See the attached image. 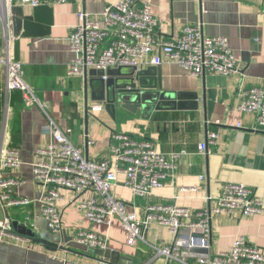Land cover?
<instances>
[{"label": "crops", "instance_id": "crops-1", "mask_svg": "<svg viewBox=\"0 0 264 264\" xmlns=\"http://www.w3.org/2000/svg\"><path fill=\"white\" fill-rule=\"evenodd\" d=\"M117 1L70 0L65 5L51 6L54 21L48 37L10 39L15 60L22 64L24 80L44 108L38 105L26 108L19 92H13L8 99L0 93V138L6 114V134L11 146L19 151L22 163L14 173L21 180L16 194L20 199L32 201L29 206L13 207L7 212L13 222L30 229L34 239L43 243L28 240L13 228L12 236L0 243V263L164 264L149 245L160 249L174 239L166 228L151 227L144 236L147 244L127 246L118 219H113L110 227L90 223L76 203L85 196L78 197L66 190L60 191L61 198L56 201L61 211L62 230L57 234L49 231L41 215V205L37 203L41 187L35 184L30 165L37 159V150L51 141L48 132L52 123L62 131L69 130L71 143L90 161L107 155L115 133L145 136L161 153L182 152L163 188L154 190L146 199H133L132 193L124 188V177L118 176L111 194L129 204L138 218L142 217L146 203L175 201L191 212L200 211L208 205L207 199L213 203L228 183L255 190L261 199V212L253 217H244L239 212L218 214L211 223L208 250L187 249L188 234L195 239L200 236L187 228L182 230L180 246L187 264H198L203 256L230 250L238 237H244L264 253V132L255 129L253 113L237 109L241 91L264 89V0H148L153 16L160 23L158 37L173 41L184 26L199 23L205 36H222L228 40L237 72L228 77L193 76L162 57V90L197 95L196 109L161 110L147 118L140 111L133 114L118 106L111 109L107 100L112 98V90L106 89L98 78L87 77V84L84 77L65 79L72 56L69 37L79 24L78 15L85 13L101 21L105 9ZM2 12L1 9L0 51L5 29ZM149 67L143 65L142 69ZM2 84L0 73V89ZM102 103L101 111H91L93 105ZM207 133L217 134V139L204 155L198 145L205 141ZM5 213L0 207V219ZM75 228L108 237L107 252L99 254L65 242L73 238ZM121 257L130 259V263Z\"/></svg>", "mask_w": 264, "mask_h": 264}, {"label": "built area", "instance_id": "built-area-1", "mask_svg": "<svg viewBox=\"0 0 264 264\" xmlns=\"http://www.w3.org/2000/svg\"><path fill=\"white\" fill-rule=\"evenodd\" d=\"M69 1L0 0V10L16 5L29 9L51 7L65 5ZM78 17L79 24L69 37L72 56L65 79L86 75L98 78L104 84L108 79L107 70L135 68L140 71L143 65L160 67L162 57L193 76L228 77L237 72L236 59L229 49L228 40L222 36H205L199 23L184 26L173 41L158 37L160 23L153 16L148 0H118L105 9L101 21L85 13ZM2 38L1 95L8 99L13 92H19L26 108L36 105L44 108L24 80L22 64L15 60L14 45L5 29ZM98 72L101 75H97ZM240 97L237 109L253 113L255 129L264 132V89L241 91ZM103 106V103L93 105L91 111L97 113ZM7 117L5 114L0 138V207L6 212L0 219V243L12 236L13 221L7 211L32 203L20 199L16 194L21 180L14 173L20 170L22 163L19 151L11 146L6 134ZM48 133L51 141L37 150V159L30 169L35 184L41 187L37 203L41 205L42 218L52 233L57 234L62 230L61 211L56 201L61 198L60 191L66 190L78 197L85 196L76 203L90 223L110 227L113 219H118L125 232L127 246H135L139 242L147 244L144 236L151 227L166 228L174 239L160 249L149 245L155 257L162 258L164 264H187L180 246L184 228L200 236L195 239L188 234L187 249L208 250L211 223L218 214L239 212L244 217H253L261 212V199L254 189L239 183H228L222 187L213 203L207 199L208 205L200 211L191 212L186 207L178 206L175 201L146 203L142 217L138 218L129 204L111 194L118 176L124 177V188L132 193L133 199H146L152 196L154 190L163 188L175 171L182 152L161 153L153 141L145 136L115 133L107 155L100 160L90 161L84 157L82 150L71 143L69 130L62 131L52 123ZM216 139L217 134L207 133L205 141L198 145L201 153L207 155ZM72 244L103 252L108 250L109 238L94 231L75 228ZM198 264H264V253L244 237H238L230 250L215 256H203Z\"/></svg>", "mask_w": 264, "mask_h": 264}, {"label": "water", "instance_id": "water-1", "mask_svg": "<svg viewBox=\"0 0 264 264\" xmlns=\"http://www.w3.org/2000/svg\"><path fill=\"white\" fill-rule=\"evenodd\" d=\"M1 18L8 38H44L51 33L54 9L47 6L29 9L16 5L4 9ZM97 75H101V73L98 72ZM106 76L108 79L104 86L106 89L111 88L112 90V98L106 102L113 110L118 106L133 114H137V111H140L142 116L147 118L153 112L161 110L183 111L196 109L197 95L167 93L162 90L160 67L151 66L140 71L135 68H119L107 70ZM84 78V82L87 84L86 75H84ZM146 81H151V84H145ZM12 223L17 234L25 236L28 240L43 243L34 239L31 230L24 225H20L17 222ZM65 242L72 243V239L67 238ZM104 252H107V250L98 251L99 254ZM121 259L130 263V259L125 257H121Z\"/></svg>", "mask_w": 264, "mask_h": 264}, {"label": "rangeland", "instance_id": "rangeland-1", "mask_svg": "<svg viewBox=\"0 0 264 264\" xmlns=\"http://www.w3.org/2000/svg\"><path fill=\"white\" fill-rule=\"evenodd\" d=\"M1 109H2V108H0V123H1V121H2V120H1V119H2V116H1Z\"/></svg>", "mask_w": 264, "mask_h": 264}]
</instances>
